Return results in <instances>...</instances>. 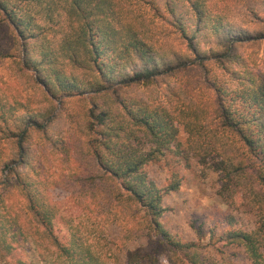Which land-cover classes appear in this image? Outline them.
Here are the masks:
<instances>
[{
    "label": "trees",
    "instance_id": "trees-1",
    "mask_svg": "<svg viewBox=\"0 0 264 264\" xmlns=\"http://www.w3.org/2000/svg\"><path fill=\"white\" fill-rule=\"evenodd\" d=\"M163 1L184 53L161 51L148 23L137 19V4L153 0H0V25L13 32L12 52L3 54L13 57L17 71L47 98L40 109L21 115L8 112L13 106L0 109V133L15 146L1 169H8L7 181L14 176L25 199L15 209L0 197V264H27L24 245L42 238L71 264H99L72 234L55 231L58 209L46 195L47 167L38 164L32 149L31 135L38 133L52 155L67 158L62 133L70 116L62 119L60 107L77 97L88 105L82 131L92 162L90 173L71 174L82 190L100 194L106 188L110 201L141 213L150 241L169 249L170 264H206L202 230L196 229V241L179 242L159 222L162 198L179 182L161 188L144 172L176 143L182 127L185 157L221 174L224 199L229 190L246 188L258 212L248 231L234 227V217L225 214L228 228L215 240L242 248L251 264H264V77L251 65L253 58L241 54L244 45L264 41V30L233 24L224 9L206 0ZM29 5L43 10V17ZM251 12L264 21L258 10ZM211 65L226 82L209 76ZM191 67L203 73L197 92L187 84L162 102L125 91ZM213 236L212 229L210 240ZM155 249L140 245L127 251L126 264H158Z\"/></svg>",
    "mask_w": 264,
    "mask_h": 264
},
{
    "label": "rangeland",
    "instance_id": "rangeland-1",
    "mask_svg": "<svg viewBox=\"0 0 264 264\" xmlns=\"http://www.w3.org/2000/svg\"><path fill=\"white\" fill-rule=\"evenodd\" d=\"M183 1L184 5L188 2ZM206 1L217 4L215 9H224L228 13V20L233 24L250 32L264 30V21L257 20L251 12L252 9L258 10L259 15L264 18V0ZM164 2L153 0V5L138 3L137 19L148 23L149 31L157 38L161 51H166L168 55L172 54L171 51L184 53V45L173 33L171 16ZM153 6L158 7L159 11L155 12ZM32 11L43 17V10L40 12L39 7H32ZM139 26L141 27V24H137V28H140ZM12 37V29L1 24L0 109L13 106L8 112L21 115L24 109H40L47 102V98L39 86L17 71L18 64L13 57L3 54L10 49ZM241 54L245 57L251 56V65L256 70H261L264 77V41L244 45ZM209 76H218L221 81H227L226 75L215 65H211ZM202 82V71L191 67L182 72L165 75L153 84L128 86L125 91L142 98L164 102L173 90L185 88L187 84L194 86L197 92L198 88L203 86ZM60 104V100H57L58 108ZM87 107L86 99L79 97L65 101L60 107L63 109L62 119L67 120L70 116L62 133L63 144L68 148L67 158L62 153H58V157L52 155L50 144L44 145L38 133L31 135L32 149L36 157L38 156V164L47 167L46 195L50 203L58 209L55 231L65 236L72 234L77 244L93 254L99 264H126V252L135 250L140 245L147 250L156 248L154 254L158 264H170L169 249L163 244H153L154 239L150 241L141 213L130 209L129 213L124 211L121 205L110 201L106 188L100 194L89 193L88 189L82 190L79 184L72 180V173L88 174L92 171V162L83 145L86 138L82 131V121ZM32 108L35 110H30ZM57 111L58 109L55 113ZM186 137L187 134L180 127L176 143L165 150L158 159L144 166V172L158 187L163 188L174 180L179 182L178 189L163 196L161 205L165 211L159 222L169 235L179 242L196 241V229L202 230L200 243L206 264H251L242 248L215 240L228 228L224 220L225 214L234 217V227L247 231L255 228L258 212L246 192L247 189L235 187L227 191L228 198L224 199L219 193L222 188L221 174L211 167L201 165L196 157H185ZM13 150V141L0 133V164L2 160L12 157ZM16 165L17 163H13L11 166ZM7 170L1 169L0 165V197L18 209L24 205L25 199L16 185L14 176L9 181L6 180ZM106 187L109 189L110 185ZM212 229L214 236L210 240ZM23 248L27 254V264H71L47 239L42 238L39 243L27 242Z\"/></svg>",
    "mask_w": 264,
    "mask_h": 264
}]
</instances>
